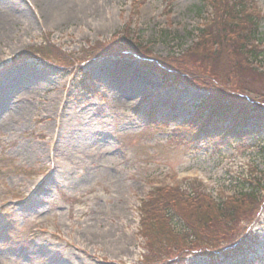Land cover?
Instances as JSON below:
<instances>
[{"label":"rangeland","instance_id":"obj_1","mask_svg":"<svg viewBox=\"0 0 264 264\" xmlns=\"http://www.w3.org/2000/svg\"><path fill=\"white\" fill-rule=\"evenodd\" d=\"M210 1L10 0L16 4L6 12L7 3L0 0V99L11 97L14 104L11 115L0 117V264H134L143 249L137 205L152 184H171L179 173L204 180L207 190L200 187L203 194L194 202L204 211L208 195L218 201L248 192L256 178L264 185L257 175L264 176V150L254 134L195 145L174 137L191 104L204 96L203 86L187 85L180 77L176 85L190 88L162 84L142 61L144 53L87 63L82 71L95 90L90 93L77 86L78 69L10 60L37 43L40 33L51 32L62 51L91 61L81 47L107 44L126 31L134 45L146 47L148 61L155 58L153 67L186 71L171 58L192 49L199 27L209 33L232 20L221 13L227 0H213L214 7ZM243 1L249 6L245 14L264 26V0ZM203 3L205 12L197 9ZM232 22L242 37L238 41L246 42V18ZM203 40L216 44L211 37ZM227 59L230 64L215 66L210 76L224 88L247 90V81L232 77L233 56ZM23 71L33 73L29 80L16 79ZM250 90L264 95L259 80L253 79ZM146 112L166 125L152 123ZM257 134L264 138L263 131ZM251 214L260 238L249 252L229 258L228 248L215 247L210 237L188 238L182 244L193 243L188 264H207L206 257H219V264H264V203L258 215ZM229 240L220 244L226 247Z\"/></svg>","mask_w":264,"mask_h":264},{"label":"trees","instance_id":"obj_2","mask_svg":"<svg viewBox=\"0 0 264 264\" xmlns=\"http://www.w3.org/2000/svg\"><path fill=\"white\" fill-rule=\"evenodd\" d=\"M203 4L205 5V3ZM248 7L243 0H227L222 4L221 13L227 16L232 15V20L223 22L221 26H212L211 32L207 33L204 30L202 34V36L215 39L213 42L216 44H212L215 45V48H212V45L205 41L197 42L192 49L184 51L181 55L172 57L170 60L172 65L175 63L182 64L186 71H177L171 67L169 70H164V73H167L164 76L166 79L171 76L174 78L180 77L187 85H202L203 88L208 89L210 99L222 104L221 108H215L214 112L207 114L206 119L203 121L202 130L210 131L212 129L215 131L217 126L220 127V125L224 124H230L232 128H235L238 124H241V120L236 116V113L233 114V109L239 108L243 110L244 108L247 109V106H250V110L254 114L252 130L255 133L264 130V109L257 105L259 101L256 98L251 101L240 97L239 95H246L240 93L232 85L228 89H232L236 97L230 96L231 99H228V89L221 86L219 80L214 76H210L211 72L213 75L215 66H221L223 62L228 61V56H233V62H231L232 77L235 76L247 81L248 89L253 87V79L259 80L264 85V71L259 72L252 67L250 62L251 59L264 58V48L261 49L252 43V38L256 41H263L264 31H258L259 23L254 16L244 13ZM242 17L246 18L250 26L246 37L247 41L240 43L238 40L242 37L239 35V30H235L238 25H235L232 21L235 18L240 20ZM221 18L224 19V16L221 15ZM125 32L121 31L118 34H114L107 44L96 42L88 50L83 49L82 54L87 55L89 53V56H100L121 53L123 50V52L144 53L145 55L143 56L147 57L146 51L148 50L146 47L140 44L139 47L134 45L130 39L124 36ZM43 48L45 49V47H42L38 51ZM142 48L143 50H141ZM48 49L54 59H62L64 62L71 64L78 60H84L78 57L65 56L51 46H48ZM91 51L93 52L91 53ZM41 52V58L52 60L48 58L49 55H44V50H41ZM153 59L155 60V58ZM225 64H230V60ZM82 82H84V79ZM242 128L246 131L244 124ZM226 201H221L216 206V209L211 208L209 211L197 208L187 210V207L178 198L177 192L161 194L153 201H150L141 211L140 232L146 239V244L149 248V254L143 257L141 264H151L159 261L162 264L179 263L178 259L183 255V252L186 253L190 250V248L185 250L179 242L185 241L187 243L188 238L195 240L207 236L210 237L212 244L217 247L230 230H238V222L249 215L251 206L254 207L259 204V189L256 186H252L248 193L239 197L238 200L234 202ZM208 208H210V205ZM174 217L183 219L186 230H183V228L180 230L173 229L171 222ZM239 236L241 237L242 233ZM237 237L235 238L234 235L231 237L233 242ZM188 246L193 248V243H188Z\"/></svg>","mask_w":264,"mask_h":264},{"label":"bare ground","instance_id":"obj_3","mask_svg":"<svg viewBox=\"0 0 264 264\" xmlns=\"http://www.w3.org/2000/svg\"><path fill=\"white\" fill-rule=\"evenodd\" d=\"M4 2H6L7 3V5H8V7L4 10V11H6L7 12V10L9 9V8H11L13 5H15L16 4V2H14V3H11L10 2V0H4ZM1 17V16H0ZM17 71H19V69H17L15 72H17ZM31 74H33L32 72H30V71H28V72H26V71H23V72H21L19 75H17L16 76V79H19L20 81H22V80H29L30 78H31ZM24 77H27V78H24ZM14 84L16 85V86H18V85H20V82H14ZM119 93H121V91H118ZM124 94L126 95V94H129L130 95V92H127V93H125V92H122L121 93V95L122 96H124ZM12 106H14V104L12 105ZM12 106L8 103V102H5L4 100H1L0 99V117H2L4 114H8V112H9V115H11V113H12V111H13V108H12ZM82 137V136H81Z\"/></svg>","mask_w":264,"mask_h":264}]
</instances>
